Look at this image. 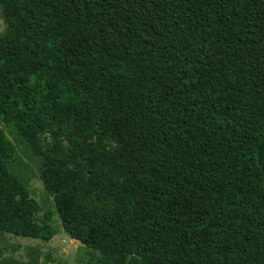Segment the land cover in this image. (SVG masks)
<instances>
[{"label":"trees","instance_id":"1","mask_svg":"<svg viewBox=\"0 0 264 264\" xmlns=\"http://www.w3.org/2000/svg\"><path fill=\"white\" fill-rule=\"evenodd\" d=\"M0 232L94 264H264V0H0ZM39 162L54 209L14 171ZM0 264H37L1 257Z\"/></svg>","mask_w":264,"mask_h":264},{"label":"rangeland","instance_id":"2","mask_svg":"<svg viewBox=\"0 0 264 264\" xmlns=\"http://www.w3.org/2000/svg\"><path fill=\"white\" fill-rule=\"evenodd\" d=\"M4 29L5 23L0 13V34ZM0 127L17 144L15 129L2 122H0ZM16 153L14 171L26 184L30 195L40 205L41 210L38 215L52 211L54 209L53 196L45 190L40 179L38 160L29 156L18 145H16ZM51 224L55 227L56 233L47 241L0 232V256L23 262H29L35 258L37 264H94L96 262L99 254L72 239L62 228L59 217L55 213Z\"/></svg>","mask_w":264,"mask_h":264}]
</instances>
